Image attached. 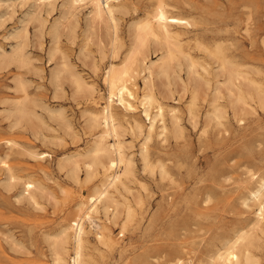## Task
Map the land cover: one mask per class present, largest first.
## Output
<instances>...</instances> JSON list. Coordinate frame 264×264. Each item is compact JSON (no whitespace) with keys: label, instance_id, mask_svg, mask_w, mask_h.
Listing matches in <instances>:
<instances>
[{"label":"rangeland","instance_id":"obj_1","mask_svg":"<svg viewBox=\"0 0 264 264\" xmlns=\"http://www.w3.org/2000/svg\"><path fill=\"white\" fill-rule=\"evenodd\" d=\"M124 1L132 2L138 8L136 12L117 14L119 34L123 37L129 20L141 16L145 7H150L152 0ZM184 1H189L199 9L188 11L177 7L171 8V13L190 20L201 19L209 29H221L223 38H211L210 32L203 34L202 38L211 45L224 40L221 49L231 55L234 61L237 60V63H251L260 67L259 78L264 83V0H214L212 4L204 0ZM60 3L61 0H56L53 7L47 8L50 6L41 7L35 0H0V264H53V244L56 246L58 243L60 236H56L61 226L77 218L78 201L93 193L97 183L95 179L86 183L73 182L66 171L72 166L73 156L77 154L76 158L81 165L78 173L83 178L85 171L82 162L91 158L85 153L91 139L85 133L84 119L88 111L86 113L84 109L96 110L105 99L107 92L99 76L108 59L98 60L102 68L98 76H95L91 70L93 60L99 56L95 38L92 37V42L88 41L86 54L79 53V47L86 42L83 32L86 30L88 6L77 10L76 19H73L74 37L67 38L60 27ZM226 28H229L228 31H224ZM87 31H90L89 37L95 35L91 34V30ZM99 31H102V27ZM188 42L193 44V40ZM53 46H57L55 53ZM61 51L68 55L74 69L87 82L95 84L97 104L85 105L81 100L78 102L79 99L71 95L68 78H61V82L59 78V83L51 78V73L59 67ZM159 52L149 49L147 61L148 58L158 59ZM192 52L195 59L209 69L214 70L217 66L211 55L194 49ZM20 60L22 63L19 64ZM181 61L183 65L178 74L185 80L186 62L183 59ZM202 74L211 77L207 71ZM17 75L21 78L20 82ZM50 78L57 84L61 83V86L55 83L53 86ZM141 81L137 79L138 84ZM20 83L28 94L19 90ZM180 83L181 80L175 74L171 85L175 92L173 97H178V94L181 97L174 100L164 98L162 101L165 105L176 107L180 125L183 126L182 137L168 135L163 141L157 137L149 140L146 144L148 168L144 167L139 153L143 146L142 137L131 138L126 132L121 137L124 152L131 159L135 179L128 181L125 189L118 184L116 189L110 187L109 190L119 200L126 198L132 213L126 217V213L121 210V214L112 218V211L104 214L99 203L98 212L93 213V216L101 229L87 219L83 220L86 236L83 249L89 264H167L176 257L181 259L182 264H210L209 254L222 241L233 237L240 229H247L255 220L256 204L251 205L253 203L249 200V207H245L239 200L247 196L256 179L264 177V98L261 105L253 104L254 111L238 108L236 117L227 108V116L222 117L218 123L213 119L208 122L203 120L207 103L200 97L196 104L198 119L193 123L188 118L187 110L191 92L181 90ZM24 93L25 99L22 97ZM18 99L28 101L27 105L30 100L36 102H30V107L40 117L33 118L37 120L35 123L38 127L40 124L37 139L25 119H21L19 127L8 126L10 121H15L13 107L14 100L17 103ZM221 101L224 102L223 99ZM32 104L37 105L34 108ZM165 117H168L166 112ZM27 150L44 151L46 155L34 159ZM59 161L64 164L63 167L57 165ZM6 164L19 179L9 189L5 187ZM163 165L166 170L164 179L158 173ZM248 171L255 172L256 177L247 181L246 185L250 188H245L242 181H246L247 174L244 173ZM20 178L42 182L44 191L40 194L43 197L38 192L40 197L37 195V200L43 208H32L25 201L16 202L22 188ZM240 196L242 199H239ZM261 224L264 227V216ZM70 231L73 233L72 229ZM103 231L112 236L114 245L106 246L98 240L95 234ZM9 240H12L11 244ZM70 242L72 237L66 244L67 260L72 255ZM249 249L256 264H264V228L256 230L253 245Z\"/></svg>","mask_w":264,"mask_h":264},{"label":"bare ground","instance_id":"obj_2","mask_svg":"<svg viewBox=\"0 0 264 264\" xmlns=\"http://www.w3.org/2000/svg\"><path fill=\"white\" fill-rule=\"evenodd\" d=\"M35 1L41 7L50 6L47 8H51L56 2V0ZM204 1L208 4H212L214 0ZM149 5L150 7L147 8L146 6V9L142 11L141 16L129 20L125 30V36L123 37L119 34L117 14L134 12L138 7L132 2L127 3L124 0H61L62 26L60 27L63 28V34L67 38L74 37L75 23L73 22V19H76L75 15L77 10L80 7L88 6V14L86 13L87 16L85 18L86 30L83 32V34H85L86 42L83 41L84 44L79 47V53L83 55L86 54L85 48L87 43H89L88 41H90L92 37L95 38L99 56L97 59L93 60L91 66L92 73L95 76H98L100 68H102L100 67L98 60L102 61L107 58L108 62L104 65L99 76L101 77L102 84L107 92L103 103H101L100 107L96 110L84 109L86 113L88 111V114L84 119L85 133H87L91 139L85 153L89 154L91 158L88 161L82 162L85 171L83 178H81L78 173V168H80L79 166L81 165H79V160L76 158L77 154L76 156H73L74 154L72 155L75 157L74 159L68 157L72 159V166L70 168L68 167L69 170L66 171L68 172V177L73 182L86 183L95 179L97 183L94 186L93 193H91L86 199L83 198L78 201L77 218L72 219L69 223L66 222L67 224L64 223L65 225L61 226L60 231L58 230L59 233L57 236L55 235L56 237L59 235L60 238L57 240L59 245L56 242L57 247L52 243L54 245V251H52L53 264H89V259L83 249L86 240L83 220L87 219L93 226L99 228L100 225L95 222V217L93 216V213L98 212L99 203L102 205V211H104V214H109V210L112 211V218H115L121 210L126 213V217L131 216L132 209L128 200H126V198L119 200V198L113 195V192L109 190L110 187L116 189L118 184L122 185L125 189L127 187V182L135 179L132 173L131 159L124 152L125 146L121 137L125 132L130 134L131 138L142 137L143 146H141L139 153L145 168L148 165V150L146 144L149 140L157 137L163 141L168 135H172L174 138H179L183 126L180 125L179 116L175 110L176 107L165 105L162 101L164 98H173L174 100L175 98L179 99L181 97L180 94H178V97H173L175 92L171 85L173 84L175 74H177L178 79L181 80V90H190L191 92L187 110L188 118L192 120L193 123L198 119L196 104L200 97L207 103V107L203 113V120L207 121L213 119L218 123L221 121L220 119L222 117L227 116V108L230 109L232 115L236 117L238 108L241 110L253 109L254 111L255 108H253V104L261 105V101H263L264 88L262 86H264V83L261 78H259L261 68L259 67V69L255 65H250L251 63H248L249 65H244V63H237V60L234 61L235 59H233L231 55L224 52V49V51L221 49V46L224 45V40L222 43L213 42L211 45L207 44L202 38V35L207 32H210L211 38L222 37L221 34L223 31L221 29H209L207 24L203 23L201 19L190 20L171 13V8L181 7L190 11L191 9H199L198 6L196 7L189 1L184 0L181 2L179 0H152ZM200 10L203 12L205 11L203 9ZM199 15L203 16L201 13ZM99 26L100 28L102 27V31H99ZM228 29L226 28L224 31H228ZM87 30H91V34L93 35L94 33L95 35L89 37L90 31L88 32ZM190 33L191 36L189 37L188 35ZM51 40H53V38ZM188 40H193V44L189 43ZM262 41L263 40L261 39V42ZM149 49H153V52L160 51L159 58H155L156 60H149L148 58L147 61ZM192 49L211 55L214 58L213 63L217 64L215 69H209L206 65L199 63L198 60L195 59L196 57L193 54ZM55 51L57 52V46L54 48V53ZM67 56L66 53L61 51V54L59 55L60 58L58 57L59 67H56L54 72L50 69L53 73H51L52 75L49 74V77L50 75L53 76L51 78H53L54 81L56 79L57 83H59V78L60 82L62 80L61 78H68L72 88L71 95H73L75 99H79L78 102L81 100L85 105L97 104L98 93L95 84L87 82L81 76L80 72L78 73L74 69V65L69 61ZM15 57H17V55ZM53 57L54 56L52 55V60ZM182 59L186 62L184 67L187 80L185 78V80H183V78L181 79L182 76L180 77L178 74V70H180L183 65V62L181 61ZM0 62H2V60ZM20 62L21 60L19 61V64ZM202 71L204 73L205 71L209 72L208 75L211 74V77H206L202 74ZM51 78L49 81H51V83L53 82V86L55 84H61L55 83L56 81L54 82ZM138 78L142 80L141 84L137 83ZM19 79H21L20 76L18 81ZM19 90H21V92H26L22 83L19 84ZM25 95L26 94L24 93V96H22L24 99L26 97ZM27 97L30 98L29 96ZM222 99L224 102L221 101ZM27 102L28 101L23 102V100L18 99L16 103L14 100L15 106L13 107V111L15 115L14 117L16 118L15 121H10L8 126L10 128L19 127L18 124L22 122L21 119H25L30 123L32 133L36 137L40 134L38 130L40 124L38 127V124L35 123L37 120L35 119L34 121L33 118L37 117V114L39 113L32 109V106L30 107L31 103L34 101L30 100L31 103L29 102L30 104L28 103V105ZM35 103L36 102H34V104ZM34 104L32 105L35 108L37 104ZM39 105L41 106V104ZM166 106L167 108H165ZM165 112L168 116L167 118L165 117ZM37 119H40V117H37ZM39 122L42 124V121ZM43 139L41 141H44ZM111 139L112 141H110ZM27 152L29 156L34 159H40L46 155L44 151L27 150ZM3 159L5 158L3 157ZM70 159H68V161H71ZM57 165L63 167L64 164L59 161ZM4 169L7 173H5V187L8 188L9 186H13L17 180L19 181V179L14 175L12 168L7 166V164ZM159 170L160 172L158 173H160V176L163 178V176L166 175L164 165ZM66 172L65 175H67ZM254 173L249 171L244 173L247 174L246 181H242L245 183V188H250L247 187L246 184L248 183L247 181L256 177ZM164 178H166V176ZM20 179L22 188L19 191L20 193L18 194L19 196H17L16 202L25 201V203L32 208H43L40 207V201L38 202L37 200L38 192L40 194L44 191L42 182L38 181V179L35 180L32 178ZM254 182V187L249 191L246 190L248 191V194H246L247 196L245 195L246 197L242 201L239 200V203H242L245 207H249L251 202L249 203L248 201L251 200L253 203L251 205L256 204L257 211L255 212L256 214L254 213V217H256L254 218L255 220L253 219V223L250 224L247 229H240L235 232L236 234L233 237L222 241L221 245L209 254L210 264H256L252 259L253 256L251 255L249 248L253 245V238L255 237L256 230L261 231L264 228L261 224V219L264 216V177H259V179H256ZM116 191L120 194L119 190ZM46 194L49 195L50 193L48 194L46 192ZM47 195H45V197ZM49 196L51 197V195ZM207 197L209 198L208 194ZM209 199H206V201ZM239 199H242L241 196ZM90 223H88V225ZM123 228L124 227H122V229ZM71 229L73 230V233L70 231ZM70 232L72 234H70ZM95 235L103 245H114L115 241L109 233L103 231L96 233ZM70 237H72V243L70 242L72 246V255H70L69 260H67L66 254L68 253L66 244L69 242ZM7 238L10 239L11 237ZM9 242L10 240L8 243ZM11 242L9 244H11ZM16 251L18 252V250ZM167 264H182V261L179 257H176L174 261L171 260Z\"/></svg>","mask_w":264,"mask_h":264}]
</instances>
